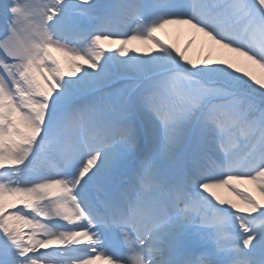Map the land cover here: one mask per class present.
<instances>
[{
    "label": "snow or ice",
    "instance_id": "1",
    "mask_svg": "<svg viewBox=\"0 0 264 264\" xmlns=\"http://www.w3.org/2000/svg\"><path fill=\"white\" fill-rule=\"evenodd\" d=\"M0 264H264V0H2Z\"/></svg>",
    "mask_w": 264,
    "mask_h": 264
},
{
    "label": "rangeland",
    "instance_id": "2",
    "mask_svg": "<svg viewBox=\"0 0 264 264\" xmlns=\"http://www.w3.org/2000/svg\"><path fill=\"white\" fill-rule=\"evenodd\" d=\"M184 32H185V31H184ZM163 33L166 34V38H168L169 40H171V41H175V42H177L180 46H183V44H184V42H185V39L182 37V39H180V40H176V39H177L176 35H177L178 31H177L174 27H169L168 29L164 30V32H162L161 34H163ZM198 44H199V42H197V45H196V46H198ZM137 46L142 47V45H137ZM191 54H192V53L190 52V55H191ZM255 71H256L257 75L260 74V72H259L257 69H255ZM249 187H251V186H249ZM223 191H224V192H223ZM223 191L220 192V191L218 190V193H219L221 196H223V197H224V195H226L225 198H227V199H235V197H234L230 192H228V191L225 190V189H224Z\"/></svg>",
    "mask_w": 264,
    "mask_h": 264
},
{
    "label": "bare ground",
    "instance_id": "3",
    "mask_svg": "<svg viewBox=\"0 0 264 264\" xmlns=\"http://www.w3.org/2000/svg\"><path fill=\"white\" fill-rule=\"evenodd\" d=\"M2 1V0H1ZM162 35H165L166 36V34L165 33H163ZM188 35H189V33L185 30V32L184 31H178V33H177V35H176V37H177V39L176 40H180V39H182V37L185 39V41L187 40V38H188ZM171 41V40H170ZM185 43V42H184ZM199 45V44H198ZM142 47H143V45H142ZM195 47H198V46H195ZM258 195V194H257Z\"/></svg>",
    "mask_w": 264,
    "mask_h": 264
}]
</instances>
